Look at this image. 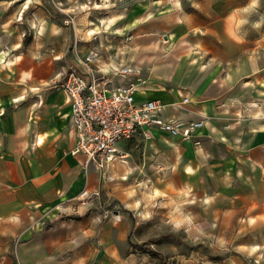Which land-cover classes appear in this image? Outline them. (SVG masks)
Here are the masks:
<instances>
[{"label": "crops", "instance_id": "crops-1", "mask_svg": "<svg viewBox=\"0 0 264 264\" xmlns=\"http://www.w3.org/2000/svg\"><path fill=\"white\" fill-rule=\"evenodd\" d=\"M260 1L72 0L76 33L66 59L58 35H42L40 25L18 32L15 2L0 0V264H55L72 236L63 216L80 212L86 224L99 217L89 204L104 189L103 170L74 152L71 102L57 86L69 63L91 49L103 70L122 64L141 70L146 81L137 102L159 98L164 116L203 120L199 145L156 129L150 138L134 136L165 147L175 167L167 172L170 188L201 193L212 182L236 180L231 191L264 204V33L252 15ZM30 7L40 8L38 0H28L23 13ZM34 14L40 24L41 13ZM115 24L124 26L111 30ZM126 37L134 62H108L98 42ZM184 97L189 101L181 104ZM128 140L120 143L124 151ZM85 191L98 192L89 206L79 202ZM216 198L241 199L222 192Z\"/></svg>", "mask_w": 264, "mask_h": 264}, {"label": "rangeland", "instance_id": "rangeland-1", "mask_svg": "<svg viewBox=\"0 0 264 264\" xmlns=\"http://www.w3.org/2000/svg\"><path fill=\"white\" fill-rule=\"evenodd\" d=\"M13 1L17 6V31L28 34L40 25L42 35H58L55 42L62 45L67 59L76 33L77 14L71 8L72 0H38L40 8L30 7L25 13L28 0ZM262 1V7L252 15L259 23L257 29L263 28L264 33ZM35 10L41 13L40 24L33 23L37 19ZM71 17L73 21L67 22ZM118 26L124 25H112L111 30H118ZM98 43L108 62H134L129 47L133 40L128 37ZM148 143L138 137L129 139L125 149L130 155L102 169L104 189L89 204L99 212L97 220L86 224L85 214L80 212L63 216L69 221L63 224L66 232L72 236L62 244L55 264H264L261 200L250 199L251 194L243 190L231 191V187L240 185L236 180L217 187L212 182L208 191L201 193L170 188L167 172L175 167L166 162L165 147L152 148ZM221 192L237 194L241 199L232 204V200L216 198ZM52 224H46V229Z\"/></svg>", "mask_w": 264, "mask_h": 264}, {"label": "built area", "instance_id": "built-area-1", "mask_svg": "<svg viewBox=\"0 0 264 264\" xmlns=\"http://www.w3.org/2000/svg\"><path fill=\"white\" fill-rule=\"evenodd\" d=\"M73 18L67 19L72 22ZM98 53L91 49L78 63H69L64 77L57 82L71 102V123L76 133L74 152L84 153L99 168L123 160L128 153L120 143L137 134L152 137L154 129L182 140L200 144L196 135L202 119L185 120L163 115L161 99L137 102L135 93L145 83L141 70L131 64L103 70L96 65ZM126 79L114 85V79ZM189 101L184 97L182 103ZM177 106H180L177 104ZM95 192L93 194H97ZM85 191L79 201L88 204L92 195Z\"/></svg>", "mask_w": 264, "mask_h": 264}, {"label": "bare ground", "instance_id": "bare-ground-1", "mask_svg": "<svg viewBox=\"0 0 264 264\" xmlns=\"http://www.w3.org/2000/svg\"><path fill=\"white\" fill-rule=\"evenodd\" d=\"M127 162H128V161H125V163H127ZM157 192H158V191L155 189V190H154V194H157Z\"/></svg>", "mask_w": 264, "mask_h": 264}]
</instances>
